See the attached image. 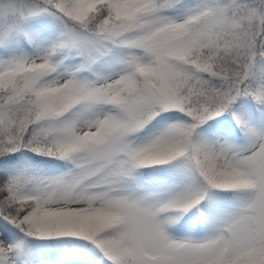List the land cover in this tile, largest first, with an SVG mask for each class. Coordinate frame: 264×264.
<instances>
[{
    "label": "snow or ice",
    "instance_id": "snow-or-ice-1",
    "mask_svg": "<svg viewBox=\"0 0 264 264\" xmlns=\"http://www.w3.org/2000/svg\"><path fill=\"white\" fill-rule=\"evenodd\" d=\"M0 264H264V0H0Z\"/></svg>",
    "mask_w": 264,
    "mask_h": 264
}]
</instances>
